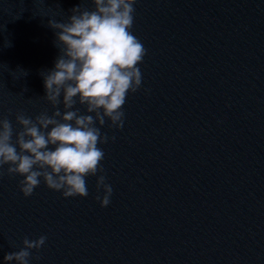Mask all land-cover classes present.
Wrapping results in <instances>:
<instances>
[{
    "label": "clouds",
    "instance_id": "clouds-1",
    "mask_svg": "<svg viewBox=\"0 0 264 264\" xmlns=\"http://www.w3.org/2000/svg\"><path fill=\"white\" fill-rule=\"evenodd\" d=\"M92 3L93 10L73 8L66 23L48 21L57 30L55 44L60 50L54 68L42 75L43 98L54 109L52 114L42 111L33 119L18 112V131L8 118H0V177H22L18 186L26 198L42 181L65 198L87 197L86 178L103 173L105 152L99 145L109 140L96 124L104 126L107 119L109 127L122 128L126 99L141 87L139 65L146 49L132 32L136 0ZM77 103L89 114H81ZM105 181L103 174L96 180L97 191L103 190L95 197L101 207L109 205L113 193ZM46 239L25 237L23 246L6 253L4 261L29 264L32 250L39 251Z\"/></svg>",
    "mask_w": 264,
    "mask_h": 264
}]
</instances>
